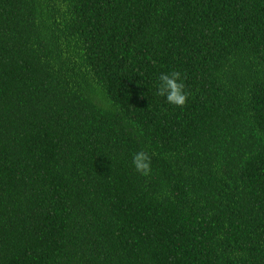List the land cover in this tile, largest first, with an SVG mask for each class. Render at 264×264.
<instances>
[{
	"label": "trees",
	"instance_id": "obj_1",
	"mask_svg": "<svg viewBox=\"0 0 264 264\" xmlns=\"http://www.w3.org/2000/svg\"><path fill=\"white\" fill-rule=\"evenodd\" d=\"M0 264H264V0H0Z\"/></svg>",
	"mask_w": 264,
	"mask_h": 264
},
{
	"label": "clouds",
	"instance_id": "obj_2",
	"mask_svg": "<svg viewBox=\"0 0 264 264\" xmlns=\"http://www.w3.org/2000/svg\"><path fill=\"white\" fill-rule=\"evenodd\" d=\"M154 87L155 94L163 97L169 105L181 107L185 104L188 94L179 71L161 72L156 78ZM131 163L137 173L143 176L151 173V157L147 151H136L132 155Z\"/></svg>",
	"mask_w": 264,
	"mask_h": 264
}]
</instances>
